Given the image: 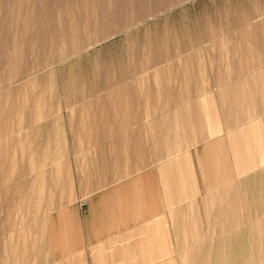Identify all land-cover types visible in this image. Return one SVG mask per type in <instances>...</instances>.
Returning a JSON list of instances; mask_svg holds the SVG:
<instances>
[{
  "label": "rangeland",
  "instance_id": "obj_1",
  "mask_svg": "<svg viewBox=\"0 0 264 264\" xmlns=\"http://www.w3.org/2000/svg\"><path fill=\"white\" fill-rule=\"evenodd\" d=\"M13 68L30 73L17 70L18 77L9 78ZM261 76L264 0H0V97L16 106L0 122V147L12 138L17 141L12 153L21 151L12 154L18 161L15 174H4L0 162V264H28L29 249L34 241H44L52 211L76 200L82 109L109 92L130 96L126 100L136 112L132 127L146 129L132 135H145L150 158L163 149L168 215L177 207L188 224L180 231L178 263L264 264ZM237 85L252 93H237ZM224 88L230 93L221 92ZM158 121L161 141L150 129ZM99 131L90 130L88 139L98 138ZM28 137L21 141L24 152L20 140ZM199 149L195 168L190 158ZM32 160L45 170L35 171ZM63 176L69 183L73 178L75 189L62 188ZM29 181L45 184L40 186L44 196H36L41 188L35 190ZM35 206L39 213L33 212Z\"/></svg>",
  "mask_w": 264,
  "mask_h": 264
},
{
  "label": "crops",
  "instance_id": "obj_2",
  "mask_svg": "<svg viewBox=\"0 0 264 264\" xmlns=\"http://www.w3.org/2000/svg\"><path fill=\"white\" fill-rule=\"evenodd\" d=\"M236 88L239 94L252 93L238 85ZM257 89L264 92L263 80ZM230 90L224 88L221 92ZM125 95L104 93L93 106L82 109L86 117L79 122L76 200L52 211L47 226L42 228L44 241L36 240L35 251L29 249L28 264H179L180 231L188 224L180 220L177 207H172V217L168 215L162 185L163 149L150 158L145 135L135 133L133 137V130L146 129L143 124L132 127L136 112L131 111L134 104ZM260 97L264 99V93ZM105 99L107 106H96ZM150 129L156 131V140L163 139L160 121ZM90 130L103 133L91 140ZM192 152L193 158L188 155L186 162L188 157L195 160L196 168L200 149Z\"/></svg>",
  "mask_w": 264,
  "mask_h": 264
},
{
  "label": "bare ground",
  "instance_id": "obj_3",
  "mask_svg": "<svg viewBox=\"0 0 264 264\" xmlns=\"http://www.w3.org/2000/svg\"><path fill=\"white\" fill-rule=\"evenodd\" d=\"M90 1V0H89ZM163 1V0H162ZM130 3V2H129ZM136 7V6H135ZM124 8H125V6H124ZM123 8V9H124ZM130 8V7H129ZM128 8V9H129ZM133 8V7H132ZM126 9V8H125ZM32 10V9H31ZM137 10V9H136ZM125 11V10H124ZM132 11V10H131ZM34 12V11H33ZM126 12H128V11H126ZM136 12V11H135ZM32 14V13H31ZM129 14V13H128ZM131 14V13H130ZM32 16V15H31ZM30 18V17H29ZM30 22V21H29ZM62 24V23H61ZM55 25V24H54ZM53 25V26H54ZM88 26H89V24H88ZM41 28V27H40ZM42 29V28H41ZM63 29H64V27H63ZM67 29V28H66ZM65 29V30H66ZM52 30H54V29H52ZM48 32V31H47ZM50 32H51V30H50ZM55 33V32H54ZM42 34H44V33H42ZM48 34V33H47ZM46 35V34H45ZM45 35H44V37H45ZM55 35V34H54ZM42 36V35H41ZM48 36V35H47ZM60 36V35H59ZM76 36V35H75ZM37 37V36H36ZM53 37V36H52ZM74 37V36H73ZM35 37H33V39H34ZM39 39V38H38ZM47 39V38H46ZM53 39V38H52ZM57 39V38H56ZM64 39V38H63ZM34 40H36V39H34ZM48 40V39H47ZM55 39H53V41H54ZM67 40V39H66ZM38 41V40H37ZM50 41V40H49ZM68 41V40H67ZM76 41V40H75ZM31 42V41H30ZM42 42V41H41ZM45 42V41H44ZM52 42V41H51ZM57 42H61V41H57ZM78 42V41H77ZM47 43H50V42H47ZM33 44V43H32ZM41 44V43H40ZM51 44V43H50ZM55 44V43H54ZM64 44V43H63ZM35 45V44H34ZM45 45V43L43 44V46ZM48 45V44H47ZM52 45V44H51ZM67 45V44H66ZM17 46V45H16ZM38 46H39V43H38ZM41 46V45H40ZM45 47V46H44ZM47 47V46H46ZM52 47V46H51ZM64 47V46H63ZM18 48V47H17ZM53 48V47H52ZM47 49V48H46ZM20 50V49H19ZM15 51V50H14ZM20 52V51H19ZM56 53V52H55ZM57 54V53H56ZM16 56V55H15ZM18 57V56H17ZM54 58V57H53ZM14 59V58H13ZM62 61V60H61ZM41 62V61H40ZM35 66V65H34ZM38 66H39V64H38ZM30 69H31V67H30ZM30 69H29V71L27 72V70L24 72V74H23V72L21 71V70H19L18 68H13V70H15L14 72H13V74H12V71H11V73L9 74V78H13V75L15 76V74H16V76L18 77V75L19 74H17V70L20 72V73H22L23 75H28L29 73H30ZM34 71V70H33ZM35 74V73H34ZM24 77V76H23ZM22 78V77H21ZM11 82V81H10ZM12 83V82H11ZM10 87H12V85L11 86H9V88ZM26 87V86H25ZM28 87V86H27ZM19 88V87H18ZM29 88V87H28ZM17 88H15V90H16ZM21 89V88H20ZM14 90V91H15ZM19 90V89H18ZM18 90H16L17 92H18ZM122 90H125L124 88L122 89ZM13 92V91H12ZM11 92V93H12ZM148 92V91H147ZM19 93V92H18ZM15 94H16V92H15ZM117 94V93H116ZM7 95V94H6ZM148 95V94H147ZM38 97V96H37ZM7 98H9V96L7 97ZM16 100V99H15ZM8 101V100H7ZM12 101H14V99H12ZM9 102V101H8ZM14 103H16V102H14ZM96 103V102H95ZM36 104H37V102H36ZM94 104V103H93ZM38 105V104H37ZM113 105V104H112ZM115 105V104H114ZM91 106V105H90ZM154 106V105H153ZM35 108V107H34ZM42 108V107H41ZM15 110H16V106L15 105H13V104H10V105H8V103H6V105L3 103V97H0V122L1 121H3L4 119H6L7 120V116L8 115H11L13 112L15 113ZM42 110V109H41ZM32 111V110H31ZM43 116V115H42ZM31 117V116H30ZM24 118V117H23ZM10 120V119H9ZM15 120V119H14ZM38 121V120H37ZM4 122H5V120H4ZM31 123V122H30ZM19 124V123H18ZM21 124V123H20ZM5 125V124H4ZM29 126V125H28ZM1 129H2V126H1ZM15 129V128H14ZM17 129V128H16ZM7 130H8V128H7ZM18 130V129H17ZM20 131V130H19ZM92 131V130H91ZM76 132V131H75ZM79 133V132H78ZM98 133H100V131L98 132ZM83 134V133H82ZM75 135H76V133H75ZM92 135V134H91ZM21 136V135H20ZM19 136V137H20ZM79 136V135H78ZM81 136V135H80ZM5 137V136H4ZM75 137V136H74ZM82 137H84V136H82ZM34 137L32 136V139H33ZM78 138V137H77ZM1 139H2V137H1ZM19 139H21V138H19ZM26 139V140H25ZM30 138L28 137V138H22L21 140H20V143H21V141L23 142V141H28ZM92 139V138H91ZM15 140V139H14ZM17 140V139H16ZM35 140V139H34ZM96 140V139H95ZM1 141V140H0ZM73 141V140H72ZM77 141V140H76ZM86 141V140H85ZM17 142V141H16ZM15 142V143H16ZM15 143L13 142V139L11 138V140H10V143H6V145H3L2 147H0V162L2 163V169H3V171H4V174H6L5 173V171L7 172V170H8V172H9V170L12 172V175H13V173L14 172H16L15 170H16V168H15V166H16V162H18L17 160L15 161V156H13L12 154H15L17 151H19V150H17V151H15V153L13 152L12 153V151L14 150L12 147H13V145H15ZM29 143V142H28ZM30 143H32V142H30ZM35 143V142H34ZM22 144V148H23V146H25L24 144L25 143H21ZM33 144V143H32ZM31 144V145H32ZM18 145H19V143H18ZM16 146V145H15ZM79 146V145H78ZM77 146V147H78ZM87 146V145H86ZM74 147V146H73ZM19 148L21 149V147H20V145H19ZM25 148V149H24ZM23 149H24V152H25V150L27 149V146L26 147H24ZM11 149H13V150H11ZM15 149H18V148H15ZM29 149H30V147H29ZM31 150V149H30ZM76 151V150H75ZM19 152H21V151H19ZM22 153V154H25V153ZM27 152V151H26ZM74 152V151H73ZM29 153H30V151H29ZM32 153V152H31ZM30 153V154H31ZM30 154H28V156L30 155ZM127 154V153H126ZM16 155V154H15ZM20 155H21V153H20ZM20 155H19V158H20ZM17 156V155H16ZM27 156V155H26ZM30 156H32V155H30ZM78 156V155H77ZM34 157V156H33ZM38 157V156H37ZM31 158V157H30ZM17 159V158H16ZM27 160L29 159V157L28 158H26ZM21 160H22V157H21ZM31 160V159H30ZM24 161V160H23ZM15 162V164L13 165V163ZM39 162V161H38ZM23 163V162H22ZM8 164H12L10 167H9V165ZM21 164V163H20ZM32 164H33V160H32ZM84 164V163H83ZM28 165V164H27ZM30 165V164H29ZM18 166V165H17ZM16 166V167H17ZM33 166H34V164H33ZM35 166H36V164H35ZM34 166V169H35V171H37L38 170V166L37 167H35ZM54 166V165H53ZM58 167V166H57ZM60 167V166H59ZM10 168V169H9ZM18 168V167H17ZM20 168L22 169V167L20 166ZM45 168V167H44ZM43 168V169H44ZM218 168V167H217ZM41 169V166H40V168H39V170ZM42 169V170H43ZM58 169H60V168H58ZM64 170H63V172L65 171V168H63ZM67 169V168H66ZM29 170V169H28ZM38 170V171H39ZM45 170V169H44ZM43 170V171H44ZM31 171H33V170H31ZM34 171V172H35ZM41 171V170H40ZM43 171H41V172H43ZM53 171H55V170H53ZM56 171H57V169H56ZM8 172H7V175H8ZM10 172V173H11ZM22 172V171H21ZM28 172V171H27ZM31 173V172H30ZM37 174L38 173H40V172H36ZM35 173V174H36ZM54 173V172H53ZM57 173L60 175H62V172H60V170H59V172L57 171ZM15 174V173H14ZM45 174V173H44ZM9 175H11V174H9ZM23 175V174H22ZM40 175H41V173H40ZM40 175H36V176H40ZM42 175H43V173H42ZM59 175L57 176V178H59ZM64 175V174H63ZM66 175V174H65ZM5 176V175H4ZM4 176H2L3 177V179H4ZM30 176H31V174H30ZM55 177H56V175H54ZM6 177V176H5ZM8 177V176H7ZM6 177V178H7ZM34 177V176H33ZM32 177V178H33ZM49 177H50V175H49ZM76 177V176H75ZM1 178V177H0ZM9 178V177H8ZM7 178V179H8ZM31 178V177H30ZM40 178V177H39ZM41 178L43 179L44 178V176L42 177L41 176ZM53 178V177H52ZM65 177L63 176V179H62V181L64 180V185H63V187L62 188H64L65 190H67L68 188H70L71 187V182H72V180H73V178L71 179V181H70V183H69V177L68 176H66V179H64ZM69 180H68V179ZM71 178V177H70ZM2 179V180H3ZM6 179V180H7ZM34 180H36V177L35 178H33ZM1 180V179H0ZM5 180V185H6V183H8L7 181L8 180H10V179H8L7 181ZM15 180V179H14ZM13 180V181H14ZM31 180V179H30ZM40 180V179H39ZM39 180H37V182L39 183ZM56 179H54V181H55ZM12 181V180H11ZM10 181V182H11ZM58 181H60V179L58 180ZM85 181V180H84ZM89 181V180H88ZM30 183H31V181H29ZM36 181H34V183H31L32 185H30V186H33V184H35V183H37ZM56 182V181H55ZM1 183V182H0ZM29 183V184H30ZM37 183V184H38ZM74 183V182H73ZM89 183V182H88ZM88 183L86 184V185H88ZM44 184V183H43ZM55 184L56 183H54V187H55ZM69 184H70V187H69ZM99 184V183H98ZM41 185H42V183H41ZM41 185H37L38 187H40ZM45 185V184H44ZM44 185H42V186H44ZM59 185V184H58ZM90 185V184H89ZM1 186V185H0ZM29 186V187H30ZM36 185H34L33 186V188L35 187ZM36 186V188L37 189H35V190H37L38 191V187ZM96 186V185H95ZM3 187H4V185H3ZM28 187V186H27ZM1 188V187H0ZM32 188V187H31ZM32 188V191H34V189ZM41 188V187H40ZM49 188V187H48ZM71 188H74V187H71ZM78 188V187H77ZM29 189V188H28ZM56 189V188H55ZM61 189V188H60ZM63 189V190H64ZM75 189V188H74ZM2 190H3V188H2ZM1 190V191H2ZM49 190V189H48ZM6 191H8V190H6ZM19 191V190H18ZM18 191H16V192H18ZM29 191V190H28ZM40 191V192H39ZM38 192H36V191H34L35 193H36V196H37V193H40V196H41V192L43 191V187L41 188V190H39ZM45 191V190H44ZM43 191V192H44ZM50 191V190H49ZM51 191H52V189H51ZM5 192V191H4ZM70 192V191H69ZM29 193V192H28ZM30 193H32L31 191H30ZM34 193V194H35ZM66 193V192H65ZM74 193V192H73ZM4 194V193H3ZM25 194V193H24ZM26 194H27V191H26ZM49 196V198H50V194L49 193H47ZM68 194V193H67ZM43 196H44V194H42ZM54 195V194H53ZM71 195V194H70ZM2 196V195H1ZM5 196V195H4ZM25 196V195H24ZM27 196H29V195H27ZM32 196V195H31ZM33 196H35V195H33ZM39 196V197H40ZM52 196V195H51ZM74 196V195H73ZM3 197V196H2ZM26 198V197H25ZM25 198H22V200L21 201H23V199L26 201V199ZM29 198V197H28ZM36 198V197H35ZM35 198H33L32 197V199H35ZM43 198H41V200H42ZM70 199V198H69ZM4 200V199H3ZM28 200H30V199H27V202H28V204H29V201ZM44 200V199H43ZM46 200V199H45ZM50 200V199H49ZM48 200V201H49ZM6 201V200H5ZM36 201V200H35ZM56 201V200H55ZM2 202H4V201H2ZM33 202V201H32ZM31 202V203H32ZM6 203V202H5ZM41 203V202H40ZM8 204V203H7ZM23 204V202L21 203V205ZM46 204H47V202H46ZM2 205V204H1ZM19 206H20V203H19V205H18V209H19ZM22 206H24V205H22ZM22 206H20L21 207V209L23 210L24 208L22 207ZM46 206V205H45ZM1 207V206H0ZM12 207V206H11ZM14 207H16L15 206V204H14ZM32 207H33V204H32ZM36 207V211H33V212H37V211H39V210H41V209H39V210H37V208L39 207H41L40 205H38V207L37 206H35ZM26 208V207H25ZM1 209V208H0ZM15 210H16V208H14ZM17 209V210H18ZM28 209H29V205H28ZM34 210H35V208H33ZM44 210V209H43ZM42 210V211H43ZM29 211V210H28ZM46 211H47V209H46ZM17 212V211H16ZM16 212H15V216L14 217H18V215H19V213L16 215ZM28 213V212H27ZM27 213L25 212V215H26V217L28 216L27 215ZM37 213H39V212H37ZM48 213V212H47ZM46 213V214H47ZM22 214V213H21ZM35 214V213H34ZM22 215H24V213L22 214ZM36 215V214H35ZM43 215V214H42ZM20 216V215H19ZM40 216V215H39ZM21 217V216H20ZM23 217V216H22ZM16 218H14L15 219V224H20L21 223V221H19V220H16ZM24 218H25V216H24ZM24 218L22 219V221L24 220ZM31 218H33V217H31ZM26 220V219H25ZM24 220V221H25ZM16 221H18V223H16ZM33 221V220H32ZM13 222V221H12ZM24 224V223H23ZM22 225V224H21ZM20 227V226H19ZM36 238V237H35ZM37 239V238H36ZM40 239H41V237H40ZM37 242V241H36ZM34 243H35V241L33 242V245H34ZM39 244V243H38ZM38 244H37V246H38ZM36 245V244H35ZM30 246V245H29ZM41 246V245H40ZM34 248L35 247H33V250H34ZM41 248V247H40ZM22 249V248H21ZM11 250V249H10ZM17 250V249H16ZM42 250V249H41ZM12 251V250H11ZM15 251V250H14ZM35 251V250H34ZM42 252V251H41ZM3 253V252H2ZM35 253V252H34ZM22 254V253H21ZM34 255V254H33ZM17 256H19V255H17ZM35 256H36V254H35ZM44 256V255H43ZM22 257V256H21ZM45 257V256H44ZM17 258H19V257H17ZM36 258V257H35ZM41 259H43V258H41ZM41 259L39 260V262L41 261ZM17 260V259H16ZM20 260H22V259H20ZM36 260V259H35ZM35 260H34V262H35ZM46 260V259H45ZM7 261V260H6ZM6 261H4V263L6 262ZM19 261V260H18ZM20 262V261H19ZM19 262H18V264H19ZM22 262V261H21ZM33 262V263H34ZM42 262V261H41ZM40 262V263H41ZM23 264H25V262H22ZM22 263H20V264H22Z\"/></svg>",
  "mask_w": 264,
  "mask_h": 264
}]
</instances>
